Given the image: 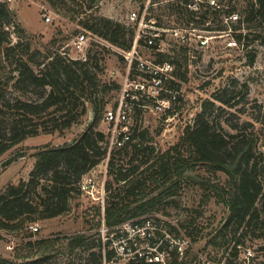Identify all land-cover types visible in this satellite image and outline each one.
I'll use <instances>...</instances> for the list:
<instances>
[{"label": "rangeland", "instance_id": "1", "mask_svg": "<svg viewBox=\"0 0 264 264\" xmlns=\"http://www.w3.org/2000/svg\"><path fill=\"white\" fill-rule=\"evenodd\" d=\"M1 1L8 3L27 34H23L20 38L21 43L15 49L14 55H10L9 58L3 57L0 63V135L4 134L6 140L9 129L12 128L17 130L39 128V132L26 137L0 154V190L10 182L16 184L20 179L28 178L36 159L34 155L36 146L45 143L58 145L71 142L85 128L93 118L92 97L103 104L96 127L105 133L102 144L107 148V155L82 176L78 193L70 197L68 209L64 213L50 218L34 219L28 223L17 221L13 229L0 227L1 256L12 258L20 243L28 237H31V240L41 237L63 238L79 231H86L89 234L88 246L95 249L101 243L104 253L111 247H116L114 248L116 253L120 252L109 264H127L133 253V250L128 249L129 246L140 251L151 249L150 241H155L160 233L168 231L166 226L170 224L177 228L179 236L185 234L190 239L193 248L189 249V264L195 260L194 250L202 252L213 261H224L227 264L240 263L243 261V254L239 251L238 244L241 248L253 247L254 251H259L256 260L264 261V236L253 237L246 233L240 237L241 242L238 243L236 237H232V227L235 225L224 226L228 214L223 200V183L226 175L221 171L212 173L199 165L185 171L169 198L172 201L167 205H161L160 210L146 214L147 219L143 224H139L140 228L135 226L137 223L134 224V222H124L113 227L106 226L104 222L98 228L95 225L97 219L104 216L103 209L107 200L117 192L118 183L114 179L115 174L109 171L107 162L110 156L118 158L121 154H118L115 151L116 148L110 145L109 136L112 125L103 120L102 116L104 110L112 107L121 97L125 73L122 52L126 50L93 34L84 25L85 21L89 24L93 17L103 15L136 27L135 22L128 19V15L131 11L140 13L144 9V4L149 2L148 0ZM43 7L48 9L45 11H49L51 16L48 22L42 16ZM159 8L161 7H148L141 13H144L146 19L161 25L160 29L163 30L159 29L160 43L166 55L170 59L177 60L179 63L177 71H183L184 77L180 79L172 72L165 80V88L175 90L176 98L172 99L163 110L157 111L153 108L152 97H139L140 105H132V111L125 123L126 127L122 128L130 134L135 127L139 131L145 130L148 141L155 147V152L161 153L180 141L186 126L193 123L205 99H213L214 93H224L225 97L232 98L235 104L232 107L221 104L222 109L211 110L208 117L213 123H219L225 131L231 133L236 132L237 129L244 130L253 137H257L256 142L261 137L264 138V115L259 110V105L264 104V41L256 38L258 33L264 31V24L259 25L260 22L257 19L243 22L242 30L243 33H247V36L241 43L235 42L231 28L218 31L221 33L215 32L208 36L205 42L202 35H209V32L200 28H187L186 31L181 30L186 40L180 42L171 29V27H178V24L173 16L160 14ZM247 26L248 29L245 28ZM145 29L154 28L148 25ZM80 32L87 37V51L91 56L89 64L97 60L99 65L100 85L92 93L91 99L84 97L85 112L71 127L62 131L52 128L56 119H51L49 112L41 113L43 117L39 114L34 116L33 120L19 121L18 110L10 104L12 99L16 96L36 99L37 95L35 90L30 88L24 90L15 86L14 77L17 71L14 58L26 53L27 44L30 46L28 53H34L36 48L42 51L35 52L34 56L40 61L47 62L56 52L64 51L73 55L76 52L72 48L71 41ZM12 38L13 40L17 38L15 33ZM137 49L144 57L157 58L154 50L143 45L137 46ZM251 53L255 55L252 63L249 62ZM113 70L115 74L111 75ZM133 76L138 77V71ZM171 79L177 84L171 85ZM233 80L235 85L232 84ZM104 82L108 83L107 89H102L101 84ZM244 84L247 86L245 96L243 95ZM168 97L167 91L160 93V98L168 99ZM216 105H219V102L216 101ZM41 120L43 125L48 127L47 129H51L50 132H43L39 125ZM234 123H238V128L230 126ZM183 149L186 153L190 151L187 147ZM107 182H110L108 190L105 189ZM257 205L260 206L259 200ZM98 206L101 211L99 215ZM29 223L38 226V230L31 235L28 234ZM239 233L241 229L236 236H239ZM165 249L168 250L167 247ZM81 250L77 248L67 255L54 254L43 264L77 262L79 257L85 255L84 252L80 254ZM104 263L108 262L104 261ZM84 264L92 263L85 261Z\"/></svg>", "mask_w": 264, "mask_h": 264}, {"label": "trees", "instance_id": "2", "mask_svg": "<svg viewBox=\"0 0 264 264\" xmlns=\"http://www.w3.org/2000/svg\"><path fill=\"white\" fill-rule=\"evenodd\" d=\"M192 1L169 2L161 6L159 12L173 16L179 27L200 28L207 32L231 28L232 36L239 43L247 36L242 30L243 22L257 19L259 25L264 24V0H213V4H210V0H201L199 10L187 6ZM233 14L237 15L235 19L231 18ZM84 26L118 48L128 50L133 44L135 27L121 21L98 15L89 24L85 21ZM13 33L17 37L15 40L12 38ZM23 34L27 33L14 11L7 2L0 0V63L3 57L14 55ZM257 37L259 41H264V31L258 33ZM143 42V39H139V43ZM29 50L30 46L27 44L26 53L14 58L17 71L14 84L17 88L35 90L37 98L16 96L12 99L10 104L18 110L19 121L33 120L34 116L40 114L43 117L41 113L49 112V117L56 119V123L52 122L53 129L62 131L71 127L85 112L84 97L91 99L92 93L100 85L97 60L89 64L91 56L88 49L85 59L72 58L63 51L54 53L47 62L34 58L35 52H42L40 49L36 48L34 53H28ZM254 57L251 53L250 63ZM164 60L175 64L173 72L177 77H184L183 71H177V60L170 59L166 53H158L157 61ZM170 82L171 85L177 84L173 79ZM232 84L235 85L234 80ZM101 86L102 89H107L108 83L104 82ZM243 88L245 96L247 86L244 84ZM216 101L219 105H216ZM221 104L232 107L235 103L232 98L225 97L224 93H214L213 99H205L193 123L186 126L180 141L161 153L155 152V147L147 139L146 131H139L136 127L121 147H114L121 157L110 156L107 165L109 171L115 174L117 192L107 200L103 209L104 216L97 219L96 227H100L102 222L108 227L124 222L143 224L147 219L146 214L160 210L161 205L172 201L169 198L185 171L199 165L212 173L221 171L226 175L223 200L228 214L224 226L235 225L232 227V237H236L239 243L240 237L246 233L253 237L264 236V150L259 148L264 144V138L261 137L256 142L257 137L244 130L237 129L231 133L225 131L219 123H213L208 117L210 111L222 109ZM91 105L92 120L71 142L36 146V159L28 178L20 179L16 184L10 182L0 190V227L13 229L17 221L28 223L38 218H50L68 209L69 199L74 193H78L82 176L107 155V148L102 144L105 133L96 127L103 104L92 97ZM259 110L264 115V104L259 105ZM39 125L43 132L51 131L43 125V120ZM230 126L236 129L238 123ZM9 130L6 140L4 134L0 135V154L39 132V128ZM184 147L190 151L184 152ZM109 187L110 182H107L105 189L108 190ZM257 200L260 201V206L257 205ZM97 213L101 214L99 206ZM31 224L33 223L28 224L30 235L34 233L30 228ZM167 228L172 235L177 233L175 226L167 224ZM239 229L241 233L236 236ZM88 238L86 231L63 238L41 237L31 240L28 237L20 243L12 258L0 255V264H43L54 254H71L77 248L82 249L80 254L84 252V257L67 264H84L85 261L104 264V261L109 262L113 258L112 248L104 253L100 243L94 249L88 246ZM153 242L150 241L149 244ZM167 245L169 243L166 240L158 248L162 249ZM188 254L189 249L181 257L175 247L169 250L172 264H188ZM127 264L155 263L148 262L144 256L136 253Z\"/></svg>", "mask_w": 264, "mask_h": 264}, {"label": "built area", "instance_id": "3", "mask_svg": "<svg viewBox=\"0 0 264 264\" xmlns=\"http://www.w3.org/2000/svg\"><path fill=\"white\" fill-rule=\"evenodd\" d=\"M148 1L149 2L145 3L143 6L144 11L148 7H161L163 6L161 4L175 2L176 0ZM200 2L201 0H193L192 3L187 4V6L189 8L199 10L201 7ZM149 3L150 5H148ZM213 3L214 1L210 0V4ZM43 9L44 10L42 12V16L44 20L48 22L50 21L51 16L49 15V11H45L48 10L46 7H43ZM141 12L139 13L131 11L128 15V19H131V22H135L136 27L134 26L135 36L131 48L122 52V57L125 62V73L122 81V91L120 95L121 97L112 107H107L104 110L102 117L103 120L112 125V130L109 136V143L111 146L116 148L121 147L130 137V133L122 127H126L125 123L128 121L130 111H132V105H140L138 102L139 97H152L154 102L153 108L157 111L163 110L165 106L169 105V102L172 99L176 98L175 90H168L165 88V80L173 72L174 64L169 60H164L160 62L157 61V58L150 59L139 54V51L137 49V46L139 45H143L149 48L150 50H154L156 56L158 55V53H165L160 43L161 37L159 29L161 25L153 20L146 19L147 17H145L144 13ZM232 17L235 19L237 15L233 14L231 18ZM148 25L154 29H145ZM171 29L177 35V38L180 40V42L186 40V37L181 30L186 31L187 28L178 26L171 27ZM208 32L210 33L209 35H202L204 37V42L207 40L208 36L214 34L215 32L221 33L218 31ZM139 39H143L144 42L142 44L139 43ZM71 44L72 48L76 53L72 55L67 52V55L72 58L85 59V53L88 48L87 37L85 36V34L83 32L76 34L75 37L72 39ZM136 71H138V77L133 76ZM113 74H115L114 70L111 71V75ZM162 91H167L169 93L168 99L160 98V93ZM259 148L261 150H264V144L260 145ZM135 226L140 228L139 224H135ZM30 228L33 232H36L38 230L37 225L31 224ZM178 233L179 232L177 230V233L171 235L168 231L165 230L164 232L160 233V235L157 236L158 239H156L151 244V249H144L140 251L139 249H134V247L129 246L128 249L130 251L133 250V253H131V256L129 258H133L137 253L139 256H144L148 262H153L155 264H172L169 255V250L171 248L175 247L180 257L185 254L186 249L193 248L190 239L185 234L179 236ZM164 240H167L169 245L164 246L162 249L158 248ZM166 247L168 250L165 249ZM237 247L240 248L239 251H241V253L243 254V261L240 263L236 262L233 264H264V261L256 260L259 256L257 255L259 254L257 253L259 251H254L253 247L246 246L241 248L239 244L237 245ZM111 248L114 251L113 258L119 255L120 252L116 253V249H114L116 247ZM194 253L195 260L193 261V263L190 264H227L224 263V261H213L200 251L194 250ZM113 258L111 260H113ZM109 262L104 264H109Z\"/></svg>", "mask_w": 264, "mask_h": 264}]
</instances>
